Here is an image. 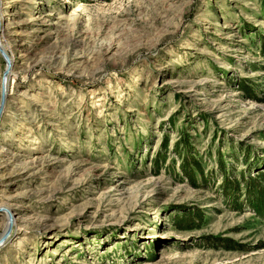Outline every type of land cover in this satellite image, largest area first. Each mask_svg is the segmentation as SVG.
Listing matches in <instances>:
<instances>
[{
	"label": "rangeland",
	"instance_id": "1",
	"mask_svg": "<svg viewBox=\"0 0 264 264\" xmlns=\"http://www.w3.org/2000/svg\"><path fill=\"white\" fill-rule=\"evenodd\" d=\"M0 28V264H264L217 187L219 154L264 171V0H1Z\"/></svg>",
	"mask_w": 264,
	"mask_h": 264
},
{
	"label": "trees",
	"instance_id": "2",
	"mask_svg": "<svg viewBox=\"0 0 264 264\" xmlns=\"http://www.w3.org/2000/svg\"><path fill=\"white\" fill-rule=\"evenodd\" d=\"M262 55L264 56V48H261ZM187 136V135H186ZM185 137V135H184ZM188 137V136H187ZM162 151L168 149V140L162 142ZM183 146L182 149L190 148L191 143L186 139L181 142ZM178 148V145H177ZM180 151V150H178ZM210 153V154H209ZM209 158H212V153L209 152ZM179 156L180 152H178ZM219 154V169L221 172V177L223 182L221 185H218V189L223 194L226 199H233V205H237L236 208L238 211L243 210V205L239 201L241 197L245 195L250 208L254 210L258 217L264 216V171H257L254 174V179H250L252 175L240 173V175H234L235 169L227 170V164L222 159V155ZM233 159L236 158L232 157ZM166 161L165 156H161V153H157L155 159L153 160L154 167L158 170L161 169L162 164ZM203 159L198 158L196 160L192 159L190 163L188 159L183 160L181 164V169L184 176H186L191 183H196L197 179H201L203 183H208L211 178L214 177L212 172H206V163H202ZM207 173V174H206ZM218 177V176H215ZM210 178V179H208ZM196 186V184H195ZM242 195V196H241ZM204 222V216L200 213L184 211L180 214H176L171 218V224L175 227L177 231H189L196 230L201 227ZM208 241V239H205ZM204 240V241H205ZM209 243L204 244L205 247L213 249H226V250H238V247L235 246L232 240L220 239V238H211L208 241Z\"/></svg>",
	"mask_w": 264,
	"mask_h": 264
},
{
	"label": "bare ground",
	"instance_id": "3",
	"mask_svg": "<svg viewBox=\"0 0 264 264\" xmlns=\"http://www.w3.org/2000/svg\"><path fill=\"white\" fill-rule=\"evenodd\" d=\"M1 1V0H0ZM2 23V22H1ZM0 30H2V28H0ZM0 36H2V34L0 35ZM0 41H1V38H0ZM0 49L2 50V51H4L2 48H1V46H0ZM101 49V48H100ZM9 60V63H11V65L13 64V59L12 58H8ZM13 66V65H12ZM11 75H13V70H12V68L11 69H9V71H8V75H7V77L5 78V89H6V87H7V84H8V80H9V78H10V76ZM6 91V90H5ZM5 94H6V92H5ZM4 205H1L0 206V209H5L6 210V214L8 215L9 213H10V209H8V208H6V207H3ZM8 210V211H7ZM13 219V218H12ZM10 222V221H9ZM15 221H14V219H13V221L11 222L12 224L14 223Z\"/></svg>",
	"mask_w": 264,
	"mask_h": 264
},
{
	"label": "water",
	"instance_id": "4",
	"mask_svg": "<svg viewBox=\"0 0 264 264\" xmlns=\"http://www.w3.org/2000/svg\"><path fill=\"white\" fill-rule=\"evenodd\" d=\"M1 116H2V109L0 110V117H1ZM9 229H10V227H9ZM7 231H8V230H7ZM5 236H6V235H5ZM5 236H4V237H5ZM4 237L1 238L0 243L5 239Z\"/></svg>",
	"mask_w": 264,
	"mask_h": 264
}]
</instances>
